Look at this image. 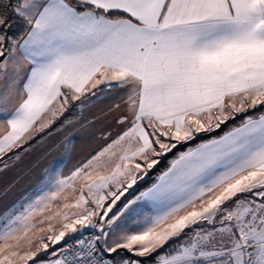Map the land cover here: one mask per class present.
<instances>
[{
  "label": "snow or ice",
  "instance_id": "1",
  "mask_svg": "<svg viewBox=\"0 0 264 264\" xmlns=\"http://www.w3.org/2000/svg\"><path fill=\"white\" fill-rule=\"evenodd\" d=\"M97 112L0 264H264V0H0V171Z\"/></svg>",
  "mask_w": 264,
  "mask_h": 264
},
{
  "label": "rangeland",
  "instance_id": "2",
  "mask_svg": "<svg viewBox=\"0 0 264 264\" xmlns=\"http://www.w3.org/2000/svg\"><path fill=\"white\" fill-rule=\"evenodd\" d=\"M111 120H112V114L106 115L102 119H98L97 120V136L95 137L93 135H90L89 139L88 138L86 139L87 137L86 134L88 132V130H86L87 126L85 125L83 127H79L82 131H87V132L84 134L85 136H82L80 139H77L76 143L80 144L81 146L94 145L93 147L96 148V150L99 149L104 143V141L100 139V136L102 132L105 130V128L109 126V123ZM73 131H75V129L71 130L70 132L59 133L56 136L54 135L53 138H48L44 143H41V145L36 144L37 147L33 148L34 150L32 151V154H30L28 158L23 156L24 158L20 159L18 161L19 163H17L16 165L12 164V168L10 169V171L13 174L10 177L8 178L4 177L8 171L5 172L4 174H3V171L0 172V210H2L6 206H11L13 203H15L16 201H19L21 198H23L24 196L32 192L35 184L37 183L38 178L43 175L47 166L51 164V163L48 164L44 168L42 167L40 169V173L39 171L37 172L32 169L33 162L31 159H39L41 155L45 154V152L43 153L42 151L43 148H45L44 150L47 151L49 148V146L47 145L52 144V145H61V150H63L62 141L64 140L66 136H69V135L73 137V148H76V146H78L77 144H75V137H74ZM89 132H93V131H89ZM61 153H62L61 151L56 153L58 158L61 156ZM90 154L92 153H87L88 156H90ZM83 159L84 158L80 156V153L76 151H72L70 155L66 157L64 160L82 161ZM25 177L28 179V183L20 184L19 181ZM14 181H16V185H15L17 187L16 191L13 189L15 188V186L12 185Z\"/></svg>",
  "mask_w": 264,
  "mask_h": 264
},
{
  "label": "crops",
  "instance_id": "3",
  "mask_svg": "<svg viewBox=\"0 0 264 264\" xmlns=\"http://www.w3.org/2000/svg\"><path fill=\"white\" fill-rule=\"evenodd\" d=\"M104 111H107L106 110V108H104L103 109ZM100 113L99 112H97L95 115L98 117V119H102V118H104V116L105 115H99ZM91 118V117H90ZM98 119H96L95 120V123L93 124V125H87L86 124V126H87V129L86 130H88V132L87 131H82L79 127L78 128H76L75 129V131H73V134H74V137H75V144H77L76 142H77V139H80L82 136H85L84 134L87 132V134H86V139L88 138L89 139V136L90 135H93V136H97V120ZM84 130V129H83ZM89 131H93V132H89ZM57 134H59V133H56V134H54L55 136L57 135ZM53 135V136H54ZM53 136L52 137H49V138H53ZM41 145V144H40ZM78 146H76V148H73L72 149V151H76V152H78V153H80V156L82 157V158H84L83 160H85L87 157H89L88 155H87V153H93V152H95L96 151V148H94L93 146L94 145H83V146H81L80 144H77ZM47 146H49V148H48V150L46 151V150H44L45 148H43L42 149V151H43V153L45 152V154H43V155H41L40 156V158L39 159H31L32 160V162H33V167H32V169L34 170V171H39V173H40V169L43 167H45V166H47L48 164H50V163H52L54 160H56L57 158H58V156H57V152H59V151H63V150H61V145H47ZM35 147H37V145L36 146H34V147H32V149L28 152V153H26V154H24L23 156H25V157H29L30 156V154H32V151L34 150L33 148H35ZM71 151V152H72ZM81 153H83V154H81ZM22 156V158H24ZM21 158V159H22ZM26 162H28V161H26ZM35 162H37V163H35ZM78 162H80L79 160H76V161H72V160H64V163L60 166V170L62 171V172H64L65 174H67V173H70V171L73 169V167L78 163ZM17 163H19L18 161H16L14 164L16 165ZM48 167V166H47ZM12 168V164L11 165H9V167L7 168V169H4L3 170V174L5 173V172H9L10 171V169ZM0 172H2V171H0ZM7 172V174L4 176L5 178H8V177H10L13 173L10 171L9 173ZM38 174V173H37ZM20 182V184H24V183H28V179L25 177V178H23L22 180H20L19 181ZM12 185H16V181H14L13 183H12ZM12 185H10V186H12ZM16 186H15V188H13L15 191H16ZM11 190V189H10ZM10 190H9V192H10ZM8 191V190H7Z\"/></svg>",
  "mask_w": 264,
  "mask_h": 264
}]
</instances>
